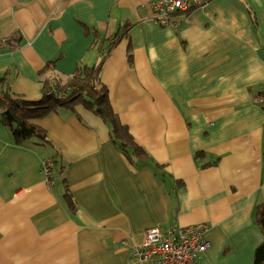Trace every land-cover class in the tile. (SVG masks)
<instances>
[{
    "label": "crops",
    "instance_id": "crops-1",
    "mask_svg": "<svg viewBox=\"0 0 264 264\" xmlns=\"http://www.w3.org/2000/svg\"><path fill=\"white\" fill-rule=\"evenodd\" d=\"M153 1L0 0V91L38 100L48 62L62 83L101 62L113 109L164 165L132 162L83 104L33 120L47 145L16 143L0 123V264H155L134 255L148 229L198 223V264H254L264 0H210L176 27L156 22Z\"/></svg>",
    "mask_w": 264,
    "mask_h": 264
},
{
    "label": "trees",
    "instance_id": "trees-1",
    "mask_svg": "<svg viewBox=\"0 0 264 264\" xmlns=\"http://www.w3.org/2000/svg\"><path fill=\"white\" fill-rule=\"evenodd\" d=\"M195 8L191 9V13ZM53 61L38 73L41 80L42 97L38 100L25 99L14 95L7 89L0 96V123L9 128L16 143L23 144L31 139H37L42 145L50 143L44 128L33 122L58 111L61 106L75 108L78 104L94 110L102 116L110 127L112 140L120 147L134 163L148 165L156 172L164 169V165L140 145L130 132L127 124L123 123L113 109L108 91L100 80L101 62L91 66L78 67L68 80L62 83L53 73ZM72 198L68 195L72 206ZM255 221L263 234V241L255 250L254 264H264V204H259L255 213Z\"/></svg>",
    "mask_w": 264,
    "mask_h": 264
},
{
    "label": "built area",
    "instance_id": "built-area-1",
    "mask_svg": "<svg viewBox=\"0 0 264 264\" xmlns=\"http://www.w3.org/2000/svg\"><path fill=\"white\" fill-rule=\"evenodd\" d=\"M208 1L210 0L153 1L156 9L154 17L159 24L176 27L179 23L176 15L188 14L191 9L204 6ZM42 167L49 176L55 167V160L45 159ZM206 231V223L193 224L167 233L159 227H151L143 243L134 250V255L142 262L153 261L155 264H198V258L209 247Z\"/></svg>",
    "mask_w": 264,
    "mask_h": 264
},
{
    "label": "rangeland",
    "instance_id": "rangeland-1",
    "mask_svg": "<svg viewBox=\"0 0 264 264\" xmlns=\"http://www.w3.org/2000/svg\"><path fill=\"white\" fill-rule=\"evenodd\" d=\"M0 78H2V75H0ZM2 85L4 86V89H6L7 87H5V85H7L6 83H3L0 82V88L2 87ZM3 93L0 91V96L2 95ZM0 117H1V110H0ZM31 141H37V139H31Z\"/></svg>",
    "mask_w": 264,
    "mask_h": 264
}]
</instances>
